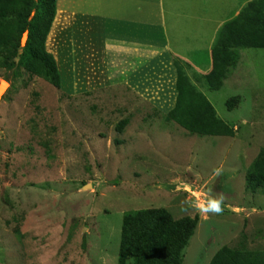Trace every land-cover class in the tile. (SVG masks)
Instances as JSON below:
<instances>
[{
    "label": "rangeland",
    "instance_id": "rangeland-1",
    "mask_svg": "<svg viewBox=\"0 0 264 264\" xmlns=\"http://www.w3.org/2000/svg\"><path fill=\"white\" fill-rule=\"evenodd\" d=\"M249 1L161 0L171 46L192 49L185 32L202 29L208 38L219 28L211 16L222 21ZM94 10V0L58 1L47 48L61 89L23 70L0 71V85H8L0 99V264H118L124 218L152 209L199 217L184 264H209L223 247L264 251V194L247 182L264 154V49L242 50L218 92L203 77L194 82L236 131L234 138L199 137L165 121L177 96L166 55L153 51L138 68V54L115 46L110 56L118 70L111 71L109 55L84 54L90 40L82 35L95 42L83 28ZM237 96L231 112L226 103ZM219 197L221 214L195 207Z\"/></svg>",
    "mask_w": 264,
    "mask_h": 264
},
{
    "label": "trees",
    "instance_id": "trees-1",
    "mask_svg": "<svg viewBox=\"0 0 264 264\" xmlns=\"http://www.w3.org/2000/svg\"><path fill=\"white\" fill-rule=\"evenodd\" d=\"M58 1L0 0V71L23 70L30 79L40 78L61 89L57 60L47 48ZM25 34L28 38L24 46ZM249 49H264V0H250L237 18L223 26L212 49L211 70L206 74L192 71L186 63L174 60L177 96L165 121L174 122L199 137L234 138L233 125L218 116L208 97L194 82L203 77L210 91L222 90L239 62L240 52ZM240 102V96L229 99L227 109L236 110ZM129 122L122 120L117 131L123 133ZM247 182L252 192L260 190L264 194V154L250 168ZM198 224L197 216L176 219L167 209L127 215L122 223L118 264H184V250ZM17 236L18 243H22L24 237ZM1 249L5 252L4 247ZM209 264H264V251H249L243 244L237 249L223 247Z\"/></svg>",
    "mask_w": 264,
    "mask_h": 264
},
{
    "label": "crops",
    "instance_id": "crops-1",
    "mask_svg": "<svg viewBox=\"0 0 264 264\" xmlns=\"http://www.w3.org/2000/svg\"><path fill=\"white\" fill-rule=\"evenodd\" d=\"M94 6V17L93 19H87L86 26H83V28L85 32L95 36V42L88 35H82L83 39L90 40L86 43L88 49L87 47L84 48L83 52L87 55H92L91 51L101 52L103 59L105 55H109L111 71L118 70L110 55L113 54L112 51L115 46H119L121 50H124L123 53L127 52L128 56L139 55L136 64L138 68L145 67L150 60V53L155 51L156 54L166 55L168 61L171 60L172 63L174 60H179L186 63L190 70L206 74L211 70L212 49L224 26L223 24L237 18L241 11L240 7L228 10L222 21H217L218 14L211 16V21L218 22L219 28L215 31V34L208 38L200 35L202 29L188 30L183 34L184 43L192 44L193 48L181 50L180 47L176 49L171 46V38L167 28V15L164 7L162 8L161 0H94ZM182 18L186 19L183 16ZM190 19L199 22V16L191 15ZM144 52H148V57L143 56ZM203 53L208 55L207 63L200 59L197 60V57ZM122 58H124V55H122ZM132 59L134 60V58ZM125 60L128 61L127 65L130 68L132 64H130L129 59ZM118 61H116L117 66L121 60ZM126 72H132V70ZM122 76L120 74L119 76L118 74L115 75L116 79H122Z\"/></svg>",
    "mask_w": 264,
    "mask_h": 264
},
{
    "label": "clouds",
    "instance_id": "clouds-1",
    "mask_svg": "<svg viewBox=\"0 0 264 264\" xmlns=\"http://www.w3.org/2000/svg\"><path fill=\"white\" fill-rule=\"evenodd\" d=\"M222 204H223V198L219 197V198H211L207 201L206 204H197L195 205V207L202 214H207V213L221 214L224 211Z\"/></svg>",
    "mask_w": 264,
    "mask_h": 264
},
{
    "label": "bare ground",
    "instance_id": "bare-ground-1",
    "mask_svg": "<svg viewBox=\"0 0 264 264\" xmlns=\"http://www.w3.org/2000/svg\"><path fill=\"white\" fill-rule=\"evenodd\" d=\"M26 36L27 35L24 36L23 44L26 41ZM7 88H8V85L6 83L2 82L1 85H0V99H1L2 95L4 94V92L7 90Z\"/></svg>",
    "mask_w": 264,
    "mask_h": 264
},
{
    "label": "water",
    "instance_id": "water-1",
    "mask_svg": "<svg viewBox=\"0 0 264 264\" xmlns=\"http://www.w3.org/2000/svg\"><path fill=\"white\" fill-rule=\"evenodd\" d=\"M28 36V35H27Z\"/></svg>",
    "mask_w": 264,
    "mask_h": 264
}]
</instances>
